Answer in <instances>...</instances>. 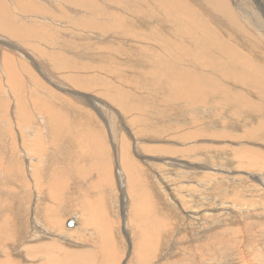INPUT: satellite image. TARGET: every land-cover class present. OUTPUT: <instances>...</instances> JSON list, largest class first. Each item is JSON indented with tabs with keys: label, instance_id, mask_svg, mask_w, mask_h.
<instances>
[{
	"label": "rangeland",
	"instance_id": "obj_1",
	"mask_svg": "<svg viewBox=\"0 0 264 264\" xmlns=\"http://www.w3.org/2000/svg\"><path fill=\"white\" fill-rule=\"evenodd\" d=\"M33 1L43 10L12 11L9 20L24 35L40 29L37 41L16 38L0 24V264H264V186L259 182L264 180V0H92L89 8L75 0ZM4 5L0 2L2 10ZM113 13L130 21L118 23V35L96 33L109 26L104 25ZM179 15L186 28L169 44L161 43L160 35H169ZM98 43L117 46L115 52L127 50L122 56L114 50L102 53ZM138 45L145 51L130 56ZM35 46L49 56L37 54ZM146 55L151 64L134 60ZM5 56L11 59L8 66ZM108 57L107 71L117 74L96 70ZM9 71H14L11 83ZM173 78L182 87H175ZM16 81L26 99L23 114ZM167 85L172 100L165 97ZM232 91L234 96L228 95ZM35 100L56 111L52 118L62 119L61 135L51 136L47 118L44 135ZM79 131L91 140L75 145L70 135L79 139ZM41 150L47 159L38 156ZM127 153L143 170L140 176L142 171L134 169L141 180L137 185L129 183L122 167ZM26 157L34 160L31 169ZM70 166L75 175L60 177L59 170ZM51 177L58 185L37 193L35 182L43 185ZM46 213L53 228L47 227ZM151 226L152 250L140 236ZM212 236L215 244L200 245ZM48 243L57 249L51 256L36 251ZM140 243L152 258L139 259ZM55 256L57 262L48 260Z\"/></svg>",
	"mask_w": 264,
	"mask_h": 264
},
{
	"label": "bare ground",
	"instance_id": "obj_2",
	"mask_svg": "<svg viewBox=\"0 0 264 264\" xmlns=\"http://www.w3.org/2000/svg\"><path fill=\"white\" fill-rule=\"evenodd\" d=\"M226 1V0H225ZM228 1V0H227ZM263 0H261V2H262ZM0 2H4L5 3V5L4 6H2V8H3V10L0 8V24H1V26L3 27H1V30L3 29H6V30H10V33L11 34H14V36L16 37V38H19V39H31V37H35L34 39H31L32 41H37V39L39 38V36L37 35V34H35V32H37V30H40V29H36V31H34L33 30V32L32 33H29V34H27V35H24V34H22V33H20V32H18V31H15L14 30V25L11 23V21L9 20V14L10 15H12V11H14V12H18V11H22L23 13H29V12H38V11H40L42 8H40V7H38V6H36V3L34 4V1L33 0H14V1H9V0H0ZM14 2H15V4H14ZM75 2H77L78 4L79 3H81V2H83L84 3V5L87 7V8H89L90 6H91V3H92V0H75ZM263 3V2H262ZM14 4V5H13ZM262 5V4H261ZM4 8H6L8 11H6V10H4ZM43 10V9H42ZM49 10V9H48ZM50 11H52V10H50ZM11 12V13H10ZM54 12V11H53ZM30 15V14H29ZM5 17H7V20H6V18ZM108 18L107 19H109V21L108 22H105V23H107V24H105L104 26H107L108 25V23H109V26L108 27H106V28H104V29H100L99 31H95L96 33H101V34H109V33H113V34H119L120 33V31H121V25H118V23H123L124 21H130V20H128V19H126V18H124V17H122V16H120L119 14H115V13H113V14H110L109 16H107ZM48 19V18H47ZM259 19V18H258ZM12 20H15V19H12ZM253 20H255L254 18H253ZM46 21V20H45ZM107 21V20H106ZM34 22V21H33ZM179 23V24H176V23ZM17 23V22H16ZM86 23V22H85ZM117 23V24H116ZM12 24V25H11ZM88 25H90V27H91V21H89L88 22ZM170 25L171 26H173L174 28L171 30V32L169 33V35H164V36H161L160 35V37H159V40H160V42L161 43H163V44H169V42H171V36H173V35H177V34H180L181 32H183V30L186 28V23H185V19H184V17H182V16H177V19H176V21H174V22H171L170 23ZM38 28H39V26H38ZM46 28V27H45ZM162 28V27H161ZM28 30V29H27ZM47 31H48V29H47ZM79 31V30H78ZM81 31H82V29H81ZM84 31H86V32H88V30H84ZM8 32V31H7ZM54 32V31H53ZM94 32V33H95ZM48 33V32H47ZM98 33V34H99ZM23 35L22 37L21 36H18V35ZM40 34H41V32H40ZM39 34V35H40ZM83 34V33H82ZM163 34V33H162ZM25 36H27L26 38H24ZM41 36V35H40ZM43 36H45V35H43ZM114 36V35H113ZM43 38V37H42ZM101 38H103V37H101ZM5 40V39H4ZM24 42H26V41H24ZM50 42V41H49ZM98 42H99V40H98ZM30 43V42H29ZM38 43H39V41H38ZM6 44V43H5ZM17 46V45H16ZM16 46H13V45H10V48H13V47H16ZM34 46V45H33ZM97 46L98 47H96V49L98 50V51H101L102 53H103V51H105L106 50V52L108 51V52H112V50H114V52L113 53H116L118 56H122V55H120V54H122V53H126V50L127 49H123L121 52H115V50L117 49V46H112L111 44L110 45H104V44H101V43H98L97 44ZM21 48H22V46H21ZM33 48V50L35 51V52H37V54H41V55H44V56H49V54H47V52H45V51H42V49H39L37 46H35V48L36 49H34V47H32ZM135 48H136V50H135V52H131V55L130 56H132V55H134L135 53H138V51L140 52V51H145V48H143V46H140V45H138V46H135ZM21 51H22V49H21ZM130 51H132V50H130ZM26 53V52H25ZM145 53V52H144ZM140 54V53H139ZM124 55V54H123ZM141 55V54H140ZM102 56V55H101ZM112 55L110 54V57H111ZM126 56H127V54H126ZM137 56V55H136ZM136 56H134L136 59H134V60H137V62H140V61H143L144 63H148V61H150L149 60V58H148V56L146 55L143 59H142V57H136ZM142 56V55H141ZM54 55H51L50 56V58L51 59H54ZM110 57H108V58H106V60H101V61H103L102 63H104V64H102V63H100V64H98V67H97V71L99 72V73H101V72H103V73H105V75H114V74H117L116 73V71L117 70H115V71H113V72H108L107 71V69L109 68V66L111 65V58ZM34 58V57H33ZM129 58V57H128ZM117 59V58H116ZM11 61V59H8V56H5V58H4V65L5 66H8V64L9 63H11L10 62ZM38 61V60H37ZM36 63V59L35 60H32V63ZM133 63V62H132ZM37 64V63H36ZM42 64V63H41ZM148 64H151V63H148ZM129 65H131V64H128V66ZM134 65V64H133ZM127 65H126V68H129ZM132 66V65H131ZM37 67V66H36ZM134 67V66H133ZM139 67V66H138ZM140 68V67H139ZM138 69V68H137ZM5 70V69H4ZM6 70H7V67H6ZM9 70V69H8ZM132 70V69H131ZM140 70V69H139ZM144 70H146V69H144ZM144 70H142V71H144ZM119 71V70H118ZM123 71V70H122ZM127 71V70H126ZM141 71V72H142ZM120 72V71H119ZM124 72V71H123ZM140 72V73H141ZM144 72H146V71H144ZM119 74V73H118ZM135 74V73H134ZM139 74V73H138ZM146 74V73H145ZM155 74V73H154ZM154 74H151V75H149V76H152L153 78H155L156 77V75H154ZM142 75V74H141ZM13 76H14V71H9L8 72V79H9V82L11 83V81L13 80L12 78H13ZM30 76V75H29ZM120 76H122V74L120 75ZM123 77V76H122ZM133 77V76H132ZM135 77V76H134ZM136 77H137V74H136ZM135 77V78H136ZM69 78L71 79V80H74V78L73 77H71V76H69ZM6 80V79H5ZM50 80V79H49ZM136 80V79H135ZM153 80V79H152ZM14 81V80H13ZM53 81V80H52ZM57 81V80H56ZM4 82V81H3ZM17 82V87H14L15 88V90H16V95H17V105H18V107L21 109L19 112L21 113V114H23V112L24 111H26L27 110V104H26V99H25V97H24V94H23V90H22V86H21V84L18 82V81H16ZM77 82V81H76ZM147 84L149 85V81H148V79H147ZM154 82V81H153ZM152 82V83H153ZM157 82V81H156ZM49 83V82H48ZM51 83V82H50ZM151 83V82H150ZM171 83L172 84H174L175 85V87H182V85H180L179 86V84L177 83V81H176V79L175 78H173V80L171 81ZM187 83H188V87H189V92L191 91L192 93H193V90H192V88H191V83H190V80L188 79V81H187ZM2 84V83H1ZM6 85V84H5ZM59 86V85H58ZM61 86V85H60ZM168 86V85H167ZM150 88H153V85L151 84L150 86H149ZM10 88V87H9ZM57 88V87H56ZM58 88H60V87H58ZM169 89H170V86H168L167 87V91H164V92H167L168 94H166L165 93V97L166 98H170L171 100H172V96H171V94H170V92H169ZM61 90V89H60ZM161 90H166V88H163V86L161 87ZM14 91V90H13ZM149 91H153V89H150ZM151 93H153V92H151ZM193 95V94H192ZM191 95V96H192ZM228 95H230V96H234V94H233V91L232 92H230ZM29 96V94H27V97ZM79 96V95H78ZM15 97V96H14ZM8 98H10V97H8ZM99 98V97H98ZM30 99V98H29ZM31 101V103L33 104V102H32V99L30 100ZM98 101L99 100H95V102H93L94 103V106L96 107L98 104H100V103H98ZM169 101V100H168ZM104 102V101H103ZM3 103V102H2ZM92 103V102H91ZM5 104V103H4ZM103 104V103H102ZM170 104V103H169ZM172 104V103H171ZM34 105V104H33ZM32 105V106H33ZM93 105V104H92ZM35 106H36V108L38 109V111H39V113L40 114H43V115H40L42 118H43V120L40 122L41 124L40 125H42L43 126V128L45 129V130H43V133H44V135L46 136V135H48V130H47V127H46V125L48 124L47 123V121L46 120H51L52 121V123L49 125L48 124V127H49V131H50V134H51V136L52 137H55L56 138V136L57 135H61L62 133H63V131H65L64 129H63V127L60 125V123H61V121L60 120H62V119H60V120H58V119H56V118H52L53 116H54V114H56V113H54V112H56L55 110H54V112L50 109L49 110V108H48V104H46V103H44V102H41L40 100H35ZM97 108V107H96ZM2 109V108H1ZM53 109H54V107H53ZM85 109V108H84ZM35 111V110H34ZM36 113V112H35ZM1 114V113H0ZM38 114V113H37ZM100 114V113H99ZM31 115V114H30ZM38 115V116H39ZM22 118H23V115L21 116ZM27 118L26 119H29L30 120V116H26ZM71 117V116H70ZM21 118V119H22ZM39 118V117H38ZM37 118V119H38ZM47 118V119H46ZM48 118H50V119H48ZM40 119V118H39ZM46 119V120H45ZM11 120V119H10ZM82 120V119H81ZM40 121V120H39ZM38 121V122H39ZM51 121H49V122H51ZM65 121V120H64ZM19 122H22L21 120H19ZM26 122H27V120H26ZM44 122H46L47 124L45 125V123ZM68 122V121H67ZM28 123V122H27ZM19 124H21V123H19ZM38 125V124H37ZM55 126L56 128L55 129H53V130H51V126ZM69 125V124H68ZM6 126V125H5ZM19 127H20V129H22V131H23V127H21L20 125H19ZM36 127V126H35ZM39 127V126H38ZM33 129H35V128H33ZM33 129H31V130H33ZM37 129V128H36ZM39 129H41V128H39ZM56 129H57V132H56ZM66 129H68V127H66ZM25 130V129H24ZM29 130H30V128H29ZM69 130V129H68ZM67 130V131H68ZM21 131V130H20ZM21 131V132H22ZM39 131V130H38ZM82 131V130H81ZM51 132H53V135H52V133ZM80 132V131H79ZM29 133V132H28ZM69 133H72V132H69ZM81 133V137L79 138V139H75V137L76 136H73V135H70V138H71V140L73 141V143L76 141V143H75V145H79V143H80V145L81 144H86V142H89V141H86V139H88L89 138V140H91V137H89V135L87 136V135H85L83 132H80ZM73 134V133H72ZM92 134V133H91ZM8 135V134H7ZM23 135V134H22ZM42 135V134H41ZM32 136V135H31ZM35 136H37L36 135V132L34 133V135H33V138L35 137ZM92 136V135H91ZM28 137H29V134H28ZM39 137V136H38ZM26 138H27V136H26ZM30 138V137H29ZM36 138V137H35ZM55 138H52V140H54ZM78 138V137H77ZM84 138V139H83ZM86 138V139H85ZM24 139H25V137H24ZM31 139V138H30ZM48 140V141H50L51 142V139L49 140V138L48 137H46L45 138V140ZM97 139V138H96ZM136 139V138H135ZM23 140V139H22ZM26 141H27V139H25ZM39 140V139H38ZM41 140V139H40ZM39 140V141H40ZM29 141V140H28ZM139 141V140H138ZM137 141V142H138ZM25 141H23V143H24ZM32 142V141H31ZM54 142V141H53ZM115 142V141H114ZM19 143V142H18ZM25 143H28V142H25ZM36 143V142H35ZM38 143V142H37ZM40 143V142H39ZM41 143H43V142H41ZM40 143V144H41ZM55 143V142H54ZM91 143V142H90ZM95 143V142H94ZM33 144H34V142H33ZM40 144H36V145H38L39 147H42V146H40ZM44 144V143H43ZM45 144H47V141H46V143ZM45 144H44V146H45ZM49 144V143H48ZM52 144V143H51ZM95 145V144H94ZM105 145V144H104ZM18 146H20V145H18ZM87 146V145H86ZM93 146V145H92ZM121 146H122V144H121ZM91 147V146H90ZM89 147V148H90ZM135 149H141L138 145H135ZM51 148H52V146H50V149H49V151L51 150ZM117 148V147H116ZM47 149V148H46ZM80 149H82L81 147H80ZM45 150V149H44ZM53 150V149H52ZM83 150H85L84 148H83ZM88 150V149H87ZM38 151V150H37ZM36 151V152H37ZM42 151L43 150H41V151H39V153L37 152V154H40V155H38V156H41V155H43V153H42ZM46 151V150H45ZM47 151H48V149H47ZM49 151H48V153H49ZM55 151V150H54ZM89 151V150H88ZM32 152V151H31ZM82 152V151H81ZM96 152V151H95ZM10 153V152H9ZM86 153V152H85ZM112 153V152H111ZM129 153V152H128ZM126 154L125 155V157H124V159H123V165H122V167L124 166V168H125V170H126V173H125V176H127V178H129L130 177V179H129V183H131L132 185H137L141 180H140V178H139V176L136 174V173H134V169H136V170H140V171H142V172H140L141 174H140V176L142 175V173H143V170H141V169H139V168H137L136 166H135V164L133 163V161H132V159H131V155H129V154ZM84 154V153H83ZM110 154V153H109ZM29 155H30V153H29ZM31 155H32V153H31ZM147 155V154H146ZM23 156V155H22ZM44 156H46V155H43V156H41V158L42 157H44ZM82 156H84V155H82ZM141 156V155H140ZM33 157V156H32ZM97 157V156H96ZM148 157V156H147ZM81 158V157H80ZM100 158V157H99ZM144 158V157H143ZM153 158V157H152ZM10 159V158H9ZM26 163L28 164V168L29 169H31L30 167H31V165H32V163L31 162H33L34 160H33V158H29V157H26ZM30 159L31 160H33V161H30ZM35 159V158H34ZM45 159H47V156H46V158ZM97 159V158H96ZM38 160V159H37ZM49 160V159H48ZM58 160V159H57ZM149 160H151V159H148V162H150ZM145 161V160H144ZM36 162V161H35ZM67 162V161H66ZM71 162V161H70ZM77 162V161H76ZM148 162H146V164L148 163ZM36 163H38V162H36ZM49 162H47V164H48ZM96 163H97V161H96ZM77 164V163H76ZM95 164V163H94ZM149 164V163H148ZM42 165H43V162H42ZM78 165V164H77ZM150 165V164H149ZM196 165V164H195ZM24 166V165H23ZM22 166V167H23ZM25 166H26V164H25ZM38 166V165H37ZM40 166V165H39ZM44 166H47L45 163H44ZM55 166V165H54ZM60 166V165H59ZM68 166V165H67ZM76 166V165H75ZM33 167V166H32ZM92 167H94V166H92ZM91 167V168H92ZM191 167V166H190ZM24 168V167H23ZM39 168V167H38ZM72 167L70 166L69 167V169H67V170H63V169H60L59 170V172H60V177H65V176H67L68 175V177H69V175L70 176H73V175H75L74 173H76V172H72V170L70 171V169H71ZM192 168V167H191ZM244 168V170H246L247 168L245 167V166H243L242 167V169ZM22 169V168H21ZM34 169H35V167H34ZM94 169H95V167H94ZM188 169V168H187ZM194 169V168H193ZM25 170V169H24ZM41 170V169H40ZM76 170V169H75ZM84 170V169H83ZM91 170V169H90ZM21 171V170H20ZM31 171H33V169L31 170ZM38 170H36V173H38L37 172ZM52 171V170H51ZM68 171H70V173L68 174ZM82 171V170H81ZM80 171V172H81ZM94 171V170H93ZM96 171H97V169H96ZM186 171V170H185ZM188 171V170H187ZM22 172V171H21ZM40 172V171H39ZM57 172V171H56ZM77 172H79V170L77 171ZM89 172V171H88ZM195 172V171H194ZM19 173V172H18ZM23 173H25V171L23 172ZM22 173V174H23ZM30 173H32V172H30ZM84 173V172H83ZM99 173V172H98ZM97 173V174H98ZM156 173V172H155ZM189 172H187V174H188ZM191 173V172H190ZM22 174H21V178H22ZM57 174H59L58 172H57ZM78 174V173H77ZM88 174V173H87ZM100 174V173H99ZM19 175V174H18ZM32 175V174H31ZM37 175V174H36ZM42 175V174H41ZM120 175V174H119ZM143 175H145V174H143ZM201 175V174H200ZM205 175V174H204ZM20 176V175H19ZM35 176V175H34ZM39 176V175H38ZM78 176H80V175H78ZM104 176V175H103ZM118 176V175H117ZM182 176V175H181ZM207 176V175H206ZM209 176V175H208ZM256 176H258V175H256ZM31 177H33V176H31ZM44 177V176H43ZM59 176H57V178H58ZM75 177V176H74ZM120 177V176H119ZM118 177V178H119ZM121 177H122V175H121ZM161 177V176H160ZM198 177H200V176H198ZM237 177V176H236ZM258 177H263V174H261V176H258ZM257 177V178H258ZM35 178H37V177H35ZM40 178V177H39ZM46 178V177H45ZM54 177H51V179H50V181H48V179H46V181H43V185H42V182L40 181V180H38V179H36V180H38V181H36L35 183V185H36V187H38L37 189V193H40V192H42V190H44L45 188V186H48L47 187V191L49 192L50 191V188L53 186V187H56L57 185H58V181H55V178L53 179ZM81 178V177H80ZM204 178H205V176H204ZM208 178V177H207ZM213 178V177H212ZM238 178V177H237ZM246 178V177H245ZM256 178V177H255ZM32 179V178H31ZM61 179L62 178H59V183H60V181H61ZM83 179V178H82ZM161 179V178H160ZM180 179H182V178H180ZM202 179V178H201ZM215 179V178H214ZM240 179H242L241 177H240ZM10 180V179H9ZM25 180V179H24ZM101 180H103V179H101ZM119 181H120V179H119ZM121 181H122V179H121ZM198 181V180H197ZM214 181V180H213ZM247 181V180H246ZM159 182V181H158ZM161 182H162V180H161ZM263 186H264V180H262V181H259ZM22 183H24V182H22ZM27 183V182H26ZM103 183V182H102ZM200 183V182H199ZM205 183V182H204ZM207 183V182H206ZM214 183H215V181H214ZM29 184V183H28ZM101 184V183H100ZM157 184V183H156ZM159 184V183H158ZM240 184V183H239ZM247 184V183H246ZM255 184V183H254ZM22 185V184H21ZM24 185V184H23ZM50 185V186H49ZM256 185V184H255ZM29 186H32V185H30L29 184ZM44 186V187H43ZM159 186V185H158ZM43 187V188H42ZM205 187H207V186H205ZM209 187V186H208ZM261 187V186H260ZM29 188V187H28ZM34 188V187H33ZM109 188H111V187H109ZM35 189V188H34ZM33 189V190H34ZM257 189V188H256ZM212 190V189H211ZM30 191V190H29ZM138 192H139V190H137ZM145 191V190H144ZM143 191V192H144ZM6 192V191H5ZM27 192V191H26ZM142 192V193H143ZM189 192V191H188ZM37 193H35V194H37ZM44 193V192H43ZM39 194V196H41V197H39L40 199L39 200H45V198H46V195H44V194ZM208 193V192H207ZM137 194V193H136ZM138 194H140V192L138 193ZM147 195V194H146ZM194 195V194H193ZM14 196V195H13ZM21 196V195H20ZM38 196V195H37ZM136 196V195H135ZM125 198H127V197H125ZM132 198V197H131ZM140 198V197H139ZM20 199V198H19ZM27 199V198H26ZM142 199V198H141ZM22 200V199H21ZM149 200V199H148ZM189 200H190V198H189ZM192 200H193V198H192ZM26 201V200H25ZM127 201V200H126ZM172 201V200H171ZM22 202V201H21ZM38 202V201H37ZM122 202V201H121ZM173 202V201H172ZM53 203V202H52ZM174 203V202H173ZM41 204H42V202H41ZM41 204H40V206H41ZM148 204V203H147ZM22 205V204H21ZM44 205H46V204H44ZM127 205V204H126ZM23 206V205H22ZM25 206H27V205H25ZM43 206V205H42ZM47 206V205H46ZM45 206V212H48L49 210H50V208H49V206L48 207H46ZM148 206V205H147ZM36 207V206H35ZM55 206H52V208H54ZM134 207H135V209L137 210V211H139V208H140V204H139V200H138V202H137V198L134 200ZM189 207V206H188ZM37 208H38V212H39V207L37 206ZM48 208V209H47ZM27 209V208H26ZM48 210V211H47ZM260 210V209H259ZM16 211V210H15ZM27 211V210H26ZM26 211H25V213H26ZM12 212V211H11ZM44 212V211H43ZM50 212V211H49ZM190 212V211H189ZM225 213V212H224ZM15 214H16V212H15ZM138 214V213H137ZM229 214V213H228ZM40 215H42V214H40ZM135 215V214H134ZM44 217H45V213H44V215H43ZM46 216H47V221L49 222V225L47 226L48 228H53V226H52V224H51V222L49 221V217H48V213H46ZM112 216V215H111ZM114 216V215H113ZM227 217H228V215H227ZM42 218V217H41ZM232 219V218H231ZM142 220V219H141ZM76 222V221H75ZM67 223H68V225H72L73 223H74V220L73 219H70V220H68L67 221ZM55 224V223H54ZM106 224V223H105ZM6 226H7V224H5ZM43 225L45 226V224L43 223ZM58 225V224H57ZM134 225L136 226V224L134 223ZM194 225V224H193ZM211 225V224H210ZM20 226V225H19ZM39 226V225H38ZM50 226V227H49ZM54 226H56V225H54ZM103 226V225H102ZM191 226V225H190ZM35 227L36 226H34V228L33 229H35ZM64 227H66V226H64ZM155 226H151L148 230H146V232L144 233V234H142V235H140L141 236V243L143 244V242H147V243H149L148 244V246L151 248V250H152V245H153V243H154V241L152 242V243H150L149 242V237H150V234H151V232H152V230L151 229H153ZM6 228V227H5ZM100 228V227H99ZM126 228V227H125ZM259 228V227H258ZM47 229V228H46ZM236 229V228H235ZM260 229V228H259ZM1 230V229H0ZM4 228H3V232H4ZM23 230V229H22ZM38 230V229H37ZM232 230V229H231ZM125 231V230H124ZM226 231V230H225ZM235 231V230H234ZM119 232V231H118ZM140 232V231H139ZM138 232V233H139ZM238 232H239V230H238ZM124 233V232H123ZM240 233V232H239ZM2 234H4V233H1V235ZM6 234H7V232H6ZM140 234V233H139ZM225 234V233H224ZM8 235V234H7ZM36 236H40V238H42L41 236L42 235H36ZM3 237H4V235H3ZM5 237H6V235H5ZM120 237V236H119ZM13 238V237H12ZM11 238V239H12ZM17 238H18V236H17ZM0 239H1V237H0ZM7 239V238H6ZM9 239H10V237H9ZM4 240V239H3ZM155 240V239H154ZM208 240H209V238H208ZM217 236H212V241H210V242H206V243H201L200 245L201 246H207V245H212V244H215L216 242H217ZM251 240V239H250ZM5 241V240H4ZM45 242V241H44ZM54 242V241H53ZM58 243V242H57ZM141 243L137 246L138 248V251H137V254H139V259L140 260H144V258H146L147 256H149L150 258H152V256H150V254H151V252L149 253V251L147 252L146 250H145V246H143V245H141ZM146 243V244H147ZM172 243V242H171ZM1 244H3V242H1L0 241V245ZM145 244V245H146ZM57 245V244H56ZM249 246V245H248ZM57 248H58V250H59V248L61 249L62 247H59V246H56ZM77 248V247H76ZM210 248V247H209ZM36 251H38L41 255H42V253L43 254H49L50 256L53 254V252H56L57 251V249L55 248V245H53L52 243H48L46 246H44V245H41V247H36ZM63 249V248H62ZM94 249V248H93ZM29 250H30V248H29ZM34 250V249H33ZM95 250V249H94ZM143 250H145L146 251V253L144 254V253H142V251ZM32 251V250H31ZM99 251V250H98ZM113 251V250H112ZM111 251V252H112ZM263 251V250H262ZM30 252V251H29ZM74 252V251H73ZM86 253L88 252V251H85ZM92 252V251H91ZM94 252V251H93ZM160 251H158V253H159ZM36 253V252H35ZM59 253H61V252H59ZM85 253V254H86ZM97 253V252H96ZM95 253V254H96ZM200 253V252H199ZM5 254V253H4ZM29 254V253H28ZM39 254V255H40ZM55 254V253H54ZM72 254H74V253H71V258H78L79 256H81V255H72ZM89 254V252L87 253V255ZM147 254V255H146ZM250 254V253H249ZM37 255V254H36ZM58 255V254H57ZM90 255V254H89ZM97 255V254H96ZM240 255V254H239ZM29 256H30V254H29ZM50 256H47V257H50ZM84 256V255H83ZM242 256L243 255H241V258H242ZM90 257H91V255L89 256V258L87 257V259H90ZM95 257H97V256H95ZM70 258V259H71ZM81 259H83L82 258V256L80 257ZM79 258V259H80ZM110 258H112V256L110 257ZM119 258V257H118ZM233 258V257H232ZM58 258L55 256V257H52V258H48V260H54V262H57L58 260H57ZM61 259H63V258H61ZM95 259V258H94ZM155 258H153V260H154ZM236 259H237V257H236ZM57 260V261H56ZM67 260V259H66ZM65 260V261H66ZM85 260V259H84ZM97 260V259H96ZM106 260V259H105ZM109 259H107V261H108ZM158 260V259H157ZM244 260V259H243ZM258 260H259V258H258ZM76 261V260H75ZM80 261V260H79ZM78 261V262H79ZM86 261V260H85ZM237 261V260H236ZM240 261V260H239ZM260 261V260H259ZM87 262V261H86ZM93 262H95V261H93ZM109 262V261H108ZM198 262V261H197ZM254 262V261H253ZM53 263V262H52ZM62 263H63V260H62ZM61 263V264H62ZM64 263H66V262H64ZM4 264V263H3ZM15 264V263H14ZM44 264H47V263H44ZM55 264V263H54ZM57 264V263H56ZM59 264V263H58ZM69 264V263H68ZM81 264V263H80ZM94 264V263H93ZM109 264V263H108Z\"/></svg>",
	"mask_w": 264,
	"mask_h": 264
},
{
	"label": "crops",
	"instance_id": "obj_3",
	"mask_svg": "<svg viewBox=\"0 0 264 264\" xmlns=\"http://www.w3.org/2000/svg\"><path fill=\"white\" fill-rule=\"evenodd\" d=\"M74 220V219H73Z\"/></svg>",
	"mask_w": 264,
	"mask_h": 264
}]
</instances>
